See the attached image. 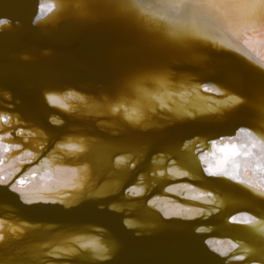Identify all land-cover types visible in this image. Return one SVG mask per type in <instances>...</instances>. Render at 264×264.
I'll return each instance as SVG.
<instances>
[{"label":"bare ground","instance_id":"6f19581e","mask_svg":"<svg viewBox=\"0 0 264 264\" xmlns=\"http://www.w3.org/2000/svg\"><path fill=\"white\" fill-rule=\"evenodd\" d=\"M33 2L34 6L37 5V16L40 17L37 20L36 16L33 20L39 33L47 37L65 35L69 38H84L91 42L90 49L84 53L86 61H73L76 69L71 70L67 64L69 51L66 48L64 51L41 48L40 42L45 40L32 28L29 21H26V27L23 29L14 23L0 26L2 32L0 42L8 45L6 48H0V68L23 71L25 68L13 69L1 59L6 51L20 45L25 36L28 38L33 36L37 38V45L24 46L11 53L10 60L13 63H32L34 71L52 70L57 73L72 71L78 75L82 73L81 68H88L87 70L93 71L91 74L96 77L95 79L93 76L88 77L86 81L77 83L67 79L62 86L55 85V78L51 77L38 87L37 92H29L26 101L18 108L22 113L20 116L23 119L28 118V128L36 133L35 135L23 139L9 136L5 131L16 127V121L0 118V137H3L0 141V158H3L0 169L3 170L2 174L15 172L13 181L23 178V185L17 184V187L50 189L51 191L43 194L63 197L69 202L81 197L97 198L107 192L111 193L114 187H118L124 181L129 174L127 163L133 157L137 158L160 147L173 151L174 158L179 164L178 169L186 168L200 175L203 168L205 171L211 168L217 173L228 172L230 175H217L220 178L210 179L226 183L235 182L236 186L249 193H252L251 190L239 181L264 187V168L262 169L264 142L260 139L264 134L259 135L240 129L235 133L229 131L222 138L214 136L213 140L209 138L210 141L202 139L197 145L194 140L192 144H186L187 146L168 148L167 142L172 137L171 122L192 118L184 115L190 109H195L197 115L206 111L204 105L198 104L203 98L200 93L209 92L212 88L203 86L202 92L198 94L189 92L185 95L186 91L192 89L190 78L184 74L168 72L166 63L194 65L205 60L195 51L209 42L205 39V32L203 33L200 28L201 24L210 20L220 21L211 7L212 0H33ZM42 5L44 8L49 6L52 8L46 16L41 13ZM208 10L211 11L210 14ZM247 34L248 36L242 40L245 52L261 66L264 64V27ZM69 93L74 95H68ZM1 94L2 97L5 95ZM48 95H57L62 97V100L52 103L48 101ZM64 104L68 105L67 109L62 107ZM132 108H136L140 115H135L131 111ZM30 111H37L42 123L51 129L44 119V113L50 116L53 124L75 125L64 127L58 134L55 133L56 136L47 140L45 131L37 123L32 122ZM80 122L87 124L86 127L78 126ZM45 139L47 142L44 146L42 140ZM71 141L82 143L86 151L76 153L70 147L63 149L58 147ZM16 143H19V147H11ZM5 146H8V151H5ZM26 152L34 155H25ZM123 152L127 154H121ZM118 153L121 155L116 156ZM202 155L203 160L200 159ZM122 156L126 160L117 164L118 158ZM139 161L136 167L142 168L146 165L148 169L144 173V183L149 189L156 185L153 191H157L158 195L150 201L157 212L163 216H166L165 213H169L167 216H178L172 213H183L187 209L186 214L179 215L187 216L195 211L189 206L201 205L199 201H194L203 199L200 197L201 194L185 183L188 182L186 176L170 175L168 169L163 172V176L159 174L163 159ZM85 165L89 178L85 187L77 190L71 185L74 174L69 169ZM170 167L175 168L173 165ZM138 183L131 187V190L135 189L131 192L133 195L142 196L144 189H141L142 186L137 187ZM166 183H169V186L160 191L161 186ZM185 185L187 187H184ZM229 209L230 204L226 203L217 216H222ZM119 210L139 213V218L152 217V213L141 207L139 202L123 204L119 206ZM235 217L237 220L244 218L243 215ZM232 218L228 222L242 224ZM22 227L24 226L0 227V235L4 237L0 240V247L10 245L11 249L9 248L7 252L10 255L22 254L27 257L31 254L39 255L45 245L31 243L18 246L19 244L11 237L22 232ZM230 231L244 241L240 245L247 249L249 258L260 259L264 256V233H260L258 228L253 230L250 225H236ZM68 236L58 234L52 237V245L49 246L48 252ZM104 236L107 241L98 237L109 246L110 251L120 250L121 247L115 241L114 235L106 233ZM191 237V243L175 245L172 254L158 255L156 259L147 260L146 264H222L221 258L213 253L207 254L204 260L200 256L204 246L200 241V235ZM208 241H211V244ZM206 243L219 256L229 257L236 252L229 249L230 244L227 240L212 239ZM230 243L233 246V242ZM4 254L1 253L0 256L4 257ZM60 257L72 258L80 264L95 260L84 250L75 255L61 254L53 255L51 258ZM228 260L226 264L245 262Z\"/></svg>","mask_w":264,"mask_h":264},{"label":"water","instance_id":"95a60500","mask_svg":"<svg viewBox=\"0 0 264 264\" xmlns=\"http://www.w3.org/2000/svg\"><path fill=\"white\" fill-rule=\"evenodd\" d=\"M208 12L211 13L210 10ZM37 14V5L34 6L33 0H0V18H7L10 23L18 24L22 29L26 27V21H29L32 28L39 33L33 23ZM221 27V22L217 20L205 21L201 24L200 28L203 33L205 32V39L209 42H206L205 46L195 52L205 60L194 65L166 63V69L172 74L188 76L191 82L190 87H198V92H202L203 86L212 88V85L215 84L229 94L240 96L243 98L244 103L231 107L235 102L229 101L227 110L223 114L196 115L185 120L172 121L170 124L172 137L167 142L168 148H175L176 146L180 148L186 144H192L194 140H196L195 145H197L198 141L202 139L210 141V137L212 140L214 136L215 138H222L226 136L227 132L232 131L235 133L240 129L245 132H255L259 135L264 134V67L249 59L246 54L242 40L248 36L247 33L240 34V40L236 45L242 49L241 52L222 48L217 42L211 40L209 37L216 34ZM39 34L45 40L40 42L39 46L41 48L51 51H64V48H66L69 51L67 64L71 70L76 69V66L72 64L73 61H86L84 53L85 50L90 49L91 42L89 43L84 38H69L65 35L47 37L41 32ZM36 39L33 36L31 38L25 36L20 45L6 51L1 59L4 64L13 69L25 68L19 72L0 68V91L5 94L2 93L4 96H0V110L11 117L10 120L16 121V127L9 128L5 132H8L9 136H17L21 139L29 137L28 133L32 132L28 128V118L23 119L18 108L21 103L23 104L26 101L29 92H37L38 87L46 83L51 77H53L52 79L55 78V85L62 86L67 79L70 82L77 83L86 81L88 77L93 76L91 74L93 71L87 70L88 68H81L82 73L79 75L72 71L58 73L52 70L34 71L32 70L34 67L32 63L21 62L15 64L10 60V54L18 51L21 47L37 45ZM6 47H8L6 43L0 42V48ZM175 61L177 62V60ZM26 69L28 70L26 71ZM94 77L96 76L94 75ZM200 94L203 98L198 101V104L204 105L206 111L203 113L213 111L211 103L204 98L211 97L215 101L226 99L220 93L212 90ZM30 113L32 114V122L37 123L47 134V140L56 136L64 127L73 126L72 124H74L69 123L66 125L61 122L59 125L53 124L50 116L44 113V119L52 127L51 129L42 123L37 111H30ZM20 125L21 127H19ZM77 125L86 127L87 124L80 122ZM46 139L42 140V143H45L44 146L47 142ZM121 154L127 153L123 152ZM121 154L118 153L116 156ZM174 155L170 149L160 147L141 154L137 158L133 157L127 163L129 174L118 187L113 188L111 193L107 192L104 196L97 198L81 197L70 202L71 207L42 202L25 205L19 196L13 198L12 194L5 193L3 186H0V220L3 221L2 227L8 225L24 226L22 232L19 234L17 232L14 237L11 236L15 243L19 244L18 246L31 243L45 245L39 255L31 254L28 257L22 254H7L10 245L0 247V254L5 253L4 257L0 256V264H52L57 262L80 264L72 258H51L52 256L48 255V249L52 245V237L58 234L66 236L92 234L107 241L104 236L106 233L115 236V241L121 247L120 250H109L106 258L95 259L93 262L85 264H146L147 260L156 259L158 255L172 254L175 245L191 243V235H200V241L204 244L200 256L204 260L207 254L213 253L221 258L222 264H226L229 261L228 259L245 261L244 264H264V256L260 259L249 258L247 249L240 245L244 241L230 231L236 225L245 224L228 222L230 218L236 215H243V217L248 215L264 220V199L242 190L236 186L237 184H234L235 182L226 183L220 180H211L210 178L220 177L217 175L210 176L204 168L201 175L189 169L180 168L181 171L189 173L185 177L188 182L185 183L194 190H198L197 192L200 194L210 192L213 196L207 197L199 194L203 199H195L194 201H199L201 205L189 206L195 211L187 216H163L159 211H156V207L149 203L151 199L158 195L157 191H153L156 185L149 189V186L143 180L144 173L148 171L146 165L142 168H138L136 165L140 162V159L142 161L146 159L147 162H150L159 158L163 159V166L158 172H165L170 165L175 166V168L179 167ZM237 181L239 180L237 179ZM137 182H139L137 187L142 186L141 189H144L142 196L133 195L130 191L131 187L136 186ZM168 186L169 183L163 184L160 191H164ZM213 197L217 198V203L212 202ZM133 202L136 204L139 202L141 207L148 209L152 213V217L139 218V213L119 210V206L132 204ZM226 203L230 204V209L218 217L217 215ZM197 210H202V212ZM188 217H191V219ZM129 224L131 227H129ZM142 225L144 227H141ZM201 228L205 231H198ZM212 239L229 241V249L236 252L229 257L219 256L206 243L207 240ZM230 242H233L235 247ZM197 251L199 252L198 248Z\"/></svg>","mask_w":264,"mask_h":264},{"label":"snow or ice","instance_id":"6c2138e0","mask_svg":"<svg viewBox=\"0 0 264 264\" xmlns=\"http://www.w3.org/2000/svg\"><path fill=\"white\" fill-rule=\"evenodd\" d=\"M211 7L215 10L218 15L222 27L217 31L216 34L211 35L209 38L214 42H217L222 48L230 49L235 52H241L242 49L237 47V42L240 40L241 33L248 32H256L257 29L264 27V0H212ZM52 11V8L49 6L48 8H44L41 6V13L43 15H47ZM37 20L40 19L39 16L36 17ZM6 20L7 23H0V26L9 24L10 21L7 18H0V21ZM251 59V57H249ZM261 67H264V64H261ZM212 91L218 92L222 97H226L224 100L215 101L211 97H206L212 107L213 111L209 113H199V115L205 114H223L224 111L227 110L228 102L234 101L235 103L231 105V107H235L239 104L244 103L243 98L238 95L229 94L223 88L212 85ZM189 92L198 94V87H194L185 92V95H188ZM68 95H74V93H69ZM48 101L52 103H57L62 100V97H58L57 95H48ZM65 109L68 108V105H62ZM116 111V109H113ZM131 111L135 115H140L139 111L136 108H132ZM187 117H194L197 115V111L195 109H190L184 113ZM0 118L11 119V117L7 116L5 113H0ZM130 119V117H128ZM29 135H35L34 132H29ZM261 141L264 142V137H260ZM3 140V137H0V141ZM187 146V145H185ZM201 146H203L201 142ZM11 147H19L18 144H13ZM60 149L65 147H70L74 149L76 153H83L86 151L85 146L82 143H76L74 141L58 145ZM8 146H5V151H8ZM207 154V153H205ZM25 155L33 156L34 154L31 152H26ZM201 160L204 159L202 155L200 157ZM125 157H120L117 160V164L125 161ZM3 163V158H0V164ZM73 174V179L71 181V185L73 188L79 190L85 187V183L88 180V168L87 166H83L80 168H71L69 169ZM19 171V169H16ZM208 174L211 175H230L228 172L217 173L213 171L211 168L206 169ZM3 170L0 169V186H3V190L5 193L12 194L13 198L15 196H19L20 200L23 201L25 205H32L34 203H52V204H62L65 207H71L72 204L64 199L63 197H51L49 195H44L43 192L51 191L50 189H41L35 190L30 188L17 187V184L23 185V178L17 179L13 181L12 177L15 175V172L9 174H2ZM168 172L170 175H178V176H188L189 173L187 171H181L178 168H169ZM161 176L164 175L163 172L159 173ZM239 183L244 184L247 189L251 190L253 194L258 197H264V187L259 185H253L251 183H246L245 181H239ZM184 187H187L186 185ZM135 191V189L130 190ZM171 191V189H169ZM139 194V193H137ZM201 196L211 197L213 196L210 192L201 193ZM213 203H217V198L213 197ZM152 203L151 201L149 202ZM187 209L184 210L183 213L176 212L172 213L173 215H182L187 213ZM198 212H202V210H197ZM165 215H169V213H165ZM191 219V217H188ZM237 223H242L245 225H250L253 230L259 229L260 233H264V220L257 219L252 216L246 215L243 219L237 220L236 217L232 218ZM127 223V222H126ZM3 226V221L0 220V227ZM129 227L131 225L129 224ZM15 231V229H13ZM200 232H204L205 229H198ZM3 235H0V240H3ZM211 244V241H208ZM74 245V246H73ZM235 247V245H233ZM80 250H84L87 253H90L94 259H104L107 257L109 253V247L98 237V236H88V235H70L64 241L57 244L53 247L49 252V256L53 255H75L78 254Z\"/></svg>","mask_w":264,"mask_h":264},{"label":"clouds","instance_id":"9594fccd","mask_svg":"<svg viewBox=\"0 0 264 264\" xmlns=\"http://www.w3.org/2000/svg\"><path fill=\"white\" fill-rule=\"evenodd\" d=\"M0 23H7V21L6 20H3V21H0Z\"/></svg>","mask_w":264,"mask_h":264}]
</instances>
